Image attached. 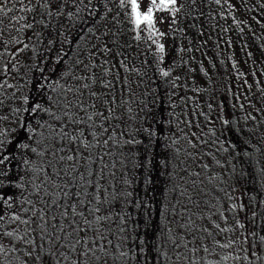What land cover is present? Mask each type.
Here are the masks:
<instances>
[{
  "label": "trees",
  "instance_id": "16d2710c",
  "mask_svg": "<svg viewBox=\"0 0 264 264\" xmlns=\"http://www.w3.org/2000/svg\"><path fill=\"white\" fill-rule=\"evenodd\" d=\"M118 2L119 0H108L107 8L111 9L110 14L104 7V0H93V4L90 6L92 8L91 15L82 11L78 16L71 19L66 17L62 22L52 21L50 28H44L37 24L34 30L28 31L27 35L25 33H13L28 44V48L15 58L10 53L14 48L23 47L22 44L6 45L7 50L0 48V52H3L0 68H2L3 63L11 62L7 74L0 72V83L4 85L3 88H0V100L3 101L0 104V117L9 115V121L0 119V132L3 133L0 139L5 140L3 154L11 153L15 157L11 165L13 175L17 171L21 175L24 174L28 168L23 164L25 159H30L35 164H39L41 157L32 153L30 148L22 149L16 145L23 141L40 151L43 145L37 144V141H42L43 137L48 135V129L38 127V123L58 124V122L51 120L45 113H39L34 119H30L24 109L30 108L37 101L46 104L49 96H59L58 88L53 91L54 82L59 78V83L63 84L68 79L62 76L65 71L69 73L75 71L76 74H80L81 68L75 63L77 60L89 62L90 59H101L98 54L90 57V52L94 51L93 45L100 43L96 37L102 36L105 30H109L108 43L111 46V33H115L118 45L113 48V51L119 50L122 55L118 59H124L128 67L134 71L120 70L121 75L127 77V82L117 83L115 92L117 100L119 102L122 99L124 102L116 108V115L122 119L115 120L113 123L119 124L115 131L121 144L112 147V156L105 157L108 167L105 169L101 184L103 185L102 194L109 197L113 209L112 219L106 222V227L110 226L112 229L109 239L112 240L113 246L121 244L123 251L129 252L130 258L117 259L110 264H137L133 242L139 243L136 236H143L146 221L150 223L148 236L151 238L153 234H156V239L150 240V243L163 245L161 248L162 255L156 264H189L190 259L200 261L201 257H203L202 264H209V262L217 264L220 256L229 254L228 250L215 248L209 253L202 251L192 253L186 248L179 250L172 248L166 230L168 228L173 229L171 235L175 237L182 229L179 228L177 222L179 217H174L170 209L177 200L181 201V205L186 203V198L181 197L179 193L180 189L184 187L191 190L192 179L197 180V183L203 181L201 187L211 194L205 196L204 199H211V196L216 195L223 196L218 188L234 184V166L237 170L243 167L246 175L239 183H235L238 191L233 195L242 196L245 203L249 201L250 197L264 198V180L259 177L256 164L258 162L260 166H264V157H262V153H264V94L258 89L260 85L256 81V86L254 83L252 86L257 100L251 102L245 98V102H239L225 88L228 85V80L233 78L223 76L221 78L223 86L218 87L219 92L216 97V100L221 101L215 102L216 107L212 109L206 102L207 89L204 91V89L199 88L196 90L197 97H194L190 94L194 90L193 84L188 82L187 77L183 80L180 79V82L174 78L184 70H190L199 75V83L202 86L203 65L204 63L205 65H212L209 61L211 59L209 56L210 42L214 49L216 46L214 39L216 38L217 40L224 38L230 42L229 38H225L219 32L218 27L221 28L222 25L217 24L218 19L215 23V16L213 15L216 10L225 8L223 0L220 5L215 4L214 0H203L202 3L201 0H197L192 15H182L179 24L171 29V40L174 42V47L178 48V41H182L183 46L186 47L185 52L192 54H187L192 61L189 63L185 60L184 70H178V65L169 58H163V62H160V54L156 53L155 45L147 40L146 31L139 33L142 37L140 40L134 38L137 33L131 30V25L127 22ZM229 2L233 4V7L228 10L236 9L238 13L246 8L249 3L255 4L254 8L258 6L260 8L264 5V0H229ZM11 6L9 3L8 7ZM16 7L18 9L20 5L17 4ZM263 8L261 9L264 11ZM72 11L75 12V9L73 8ZM16 14L27 15L31 20L32 14H24L19 11ZM113 17L116 19L114 20ZM41 18L45 19L46 23L49 22L46 16L41 17L37 13L36 19ZM81 18L86 23L81 24L79 22ZM58 24L63 35H58ZM234 24H238V22ZM89 29L92 31L90 32ZM36 32L39 33V38L34 34ZM232 34L229 32V35ZM5 35L7 37V33ZM80 36L83 39H78ZM209 39L212 40L206 43V40ZM49 40L53 42L49 44ZM62 55V62L57 64V59ZM249 55L254 58L257 56L256 52H251L247 56ZM12 64H15L14 69L11 67ZM53 68L55 69L54 72L52 71ZM162 71H169V76H162ZM96 72L99 75L100 69H96ZM215 72L217 74V71ZM215 72L212 73L216 80L214 86L218 82ZM44 77L49 79L45 80ZM243 77L246 79V75L243 74ZM253 78L257 80L256 75ZM68 82L72 83L73 81L69 80ZM237 84L240 90L245 88H241V80H237ZM38 85H43V89L38 91ZM24 97H28V103H24ZM14 102H17L15 106ZM55 110L53 107V111ZM214 111L219 113L216 118L215 116L212 117ZM221 112H223L222 117ZM145 116H147L146 120L144 119ZM224 120H228L229 124L225 125ZM25 121L35 129V133L31 131L25 133L21 129L20 125ZM144 127H148L156 133V136L152 137V150L147 157L151 161L148 168L136 166L145 162V146L149 143L147 133L137 132V129ZM28 135H34V139L28 141ZM133 136L137 140L143 141V144L125 146L122 143L123 140L131 139ZM189 140L195 144V147L189 143ZM241 142L246 143L242 144ZM230 143L236 145L235 149L230 147ZM225 147L229 149L228 152L223 151ZM237 152H241L239 158H236ZM243 152L251 153V157L243 156ZM125 154L127 155L125 156ZM47 158L46 155L43 159L46 160ZM241 159L246 162L241 164ZM217 160L220 161V165L216 163ZM162 161L166 162L167 167ZM204 165H208V167L205 168ZM93 167L99 173L97 165H93ZM224 168L230 170L226 172ZM197 172L200 174L198 177L189 176V173ZM146 176L151 177L152 182L149 185L143 183ZM30 177L31 173L26 179H30ZM125 180L129 183L125 184ZM173 186H175V191H173ZM28 187L31 191L30 185ZM126 191L133 193V196L129 197L130 200H143L149 207L147 209L137 208L135 204L126 206L122 197L118 200H112V194H121ZM165 206L169 208L167 220L159 215L164 211ZM108 207L109 205H102L99 214H108ZM121 207H125L127 213L123 223L116 214V209ZM179 210L180 206H177V212ZM259 210L264 211V208ZM120 215H124V213H120ZM197 223H201V221L198 220ZM120 227H125L126 231L119 233ZM157 229L164 230V234L160 235ZM125 236L129 239L123 240ZM186 239L190 240L191 236L186 237ZM205 243L209 248L213 247L208 241ZM130 245L133 246L132 251H130ZM191 247L192 245H189V248ZM112 250L116 256H119L120 249L113 247ZM177 251L182 255V259L179 261L175 260ZM185 253L186 255H184ZM244 254L246 253H242V255ZM258 255L264 257L263 246ZM139 264H144V261L141 260ZM148 264H152L151 260ZM221 264H264V259L258 260L255 257H251L249 261L230 259L221 262Z\"/></svg>",
  "mask_w": 264,
  "mask_h": 264
},
{
  "label": "snow or ice",
  "instance_id": "6c2138e0",
  "mask_svg": "<svg viewBox=\"0 0 264 264\" xmlns=\"http://www.w3.org/2000/svg\"><path fill=\"white\" fill-rule=\"evenodd\" d=\"M228 2L229 0H223L225 4ZM9 3L11 7H8ZM107 3L108 0H104V7L110 14L111 9L107 8ZM214 3L220 5L222 0H214ZM17 4L20 5L18 9ZM92 4L93 0H35V2L27 0V3L25 0H0V48L7 50L6 45L22 44L23 47L14 48L10 53L15 58L28 48V44L13 33L27 35L37 24L50 28L52 21L62 22L66 17L71 19L78 16L82 11L91 15ZM196 5L197 0H119V7L131 25V30L137 33L134 38L140 40L142 37L139 33L146 31L147 40L155 45L156 53L160 54V62H163L166 55L165 45L161 42L166 33L156 27L157 22L169 23L171 28L177 23V14L187 8L186 15H192ZM229 7L232 5L229 4ZM73 8L75 12L72 11ZM17 11L32 14L31 20L27 15H17ZM37 13L41 17L46 16L49 22L46 23L43 18L37 20ZM158 13H167L170 16H158ZM79 22L86 23L83 18ZM57 32L58 35H63L59 24ZM34 34L39 38L38 32ZM115 35L111 33V46L108 43L109 30L96 37L100 43L93 45L94 51L90 52V57L98 54L101 59H90L89 62L77 60L75 63L81 68L80 74H76L75 71L62 73V76L68 79L60 84L58 78L53 87V91L59 89V96H49L46 104L37 101L30 108L24 109L30 119H34L39 113H45L51 120L58 122L38 123V127L48 129V135L44 136L42 141H37V144L43 145L40 151L36 147H30L27 142L21 141L16 145L22 149L30 148L32 153L41 157L39 164L25 159L23 164L28 168L24 174L21 175L17 171L13 175L11 165L15 157L11 153L3 154L5 140L0 139V264H110L117 259L130 258L129 252L123 251L121 244L113 246L112 240L109 239L112 229L110 226L106 227V222L112 219L113 209L109 197L102 194L101 184L105 169L108 167L105 157L112 156V147L121 144L115 131L119 124L113 123L122 119L116 115V108L124 102L122 99L119 102L117 100L115 94L117 83L127 82V77L122 76L120 70L134 71L128 67L124 59H118L122 55L119 50L113 51L118 45ZM65 39L67 40V37ZM78 39L83 37L80 36ZM52 42L49 40V44ZM2 59L3 52H0V60ZM62 60L63 55L56 63L59 64ZM10 63H3L0 72L7 74ZM11 67L14 69L15 64ZM96 69H100L99 75ZM161 75L167 77L169 71H162ZM69 80L73 82L69 83ZM3 87L4 85L0 83V88ZM42 89L43 85H38V91ZM2 103L0 100V104ZM24 103H28V97H24ZM144 119L146 120L147 116ZM223 123L228 125L229 121L224 120ZM20 127L25 133L29 131L35 133V129L27 121ZM139 131L148 134L149 143L145 146V162L136 166L148 168L151 161L147 157L151 153L152 137L156 136V133L148 127L137 129V132ZM0 136H3L2 132ZM33 139L34 135L27 136L28 141ZM122 143L125 146L139 145L143 144V141L133 136ZM189 143L192 144V141L189 140ZM192 146L195 147V144ZM230 147L235 149L236 145L230 143ZM228 150L227 147L223 149L225 152ZM46 155L48 158L45 160L43 158ZM242 155L251 157L249 152H243ZM240 156L241 152H237L236 158ZM136 158L138 159V156ZM245 162L240 160L241 164ZM162 163L167 167L166 162ZM216 163L220 165L219 160ZM256 164L258 175L264 180V166H260L258 162ZM93 165H97L99 173ZM204 167L207 168L208 165ZM29 173L31 177L26 179ZM193 175L198 177L200 174L189 173L190 177ZM234 175L233 185L218 188L223 196L216 195L211 196V199H204L211 194L201 187L203 181L197 183L195 179L191 180V190L188 187L180 189L179 194L186 198V203L181 205V201L177 200L170 211L174 217H179L177 222L182 231L174 237L171 235L173 229L166 230L173 249L186 248L192 253L198 251L209 253L215 248L228 250L229 254L220 256L217 264L230 259L234 261H249L251 257L264 259L258 255L264 246V211L259 210L264 208V198L250 197L245 203L242 196H234L233 193L238 191L235 183H239L246 175L244 168L240 167L237 170L234 166ZM151 182L150 176L143 180L145 185ZM124 183L128 184L129 181L125 180ZM132 196L133 193L128 191L114 193L112 200L122 197L126 206L135 204L137 208L149 207L143 200H130L129 197ZM102 205H109L108 214H99ZM177 206H180L179 212ZM168 212L169 208L165 206L159 215L167 220ZM116 214L123 223L127 215L126 208L116 209ZM198 220L201 223H197ZM149 226L150 223L146 221L143 236H136L139 243L133 242L137 264L141 260L144 264H148L149 260L156 264L162 255L163 245L150 243V240L156 239V234L151 238L148 236ZM125 231V227L118 229L119 233ZM157 232L160 235L164 234V230L161 229H157ZM188 236H191L190 240L186 239ZM128 239L127 236L123 237V240ZM205 241L211 243L213 247L209 248ZM189 245L192 247L189 248ZM113 247L120 249L119 256L115 255ZM237 249L239 251H236ZM132 250L133 246L130 245V251ZM181 259L182 255L177 251L175 260ZM202 261L203 257L200 261L190 259L189 264H202Z\"/></svg>",
  "mask_w": 264,
  "mask_h": 264
},
{
  "label": "rangeland",
  "instance_id": "374dc122",
  "mask_svg": "<svg viewBox=\"0 0 264 264\" xmlns=\"http://www.w3.org/2000/svg\"><path fill=\"white\" fill-rule=\"evenodd\" d=\"M229 4H231L233 7V4L228 2L227 4H225L224 9L221 8L219 11L216 10L213 15L215 16L216 20L215 23H217L218 19L217 24L222 25L221 28L218 27L219 32L223 34L225 38H229L230 42L226 39L224 40V38L221 39L222 41L220 39L217 40L216 38L214 39V41L216 42L215 49L211 46L210 42L209 56L211 57V59L209 61H211L212 65H205V63L203 65L204 75L201 76L202 86L199 83V75H196V73L193 71L187 70V72L184 70L185 60L186 62L188 61L190 63L192 59L188 55L192 54H190L189 52H185L184 49L186 47L183 46L184 43L182 41H178V48H175L174 42L171 40V29L175 25L179 24V19L182 15L187 13V8L177 14V23L175 25H172L171 28L169 27V23H159L158 21L156 25V27L160 31L166 33V35L161 38V42L164 43L166 48V55L164 56V59L169 58L178 65V70H184V72H181L180 75H176L174 78L178 80V82H180V79L183 80L187 77L188 82H192L193 84L194 90L191 91L190 94L194 97H197L198 93L196 92V90H198L199 88L204 89V91L207 89L208 91L206 92V102L210 107H212V109L216 107L215 102L221 101L216 100V97L219 92V90L217 89L223 86V84H221V78L223 76H226L227 78H233L228 80V85L225 86V88L228 89V91L231 92L239 102H245V98H247V100L251 102L257 100V96H255L253 93L252 86L253 83L256 86V81L260 85L258 89L264 94V11L261 9L262 7L259 8L258 6L254 8L255 4L251 5V3H249L246 8L238 13V10L236 9H233V11L232 9L228 10L230 9ZM157 15L170 16V14L167 13H158ZM235 19H237L238 21ZM236 22H238V24H234ZM229 32L233 34L229 35ZM235 35H237V37H235ZM211 40L212 39L206 40V43ZM251 52H256V58L250 57V55L247 56L248 54H251ZM168 53H172L174 55H170ZM260 56L261 58L258 59ZM161 68L163 69V67ZM215 71H217V74ZM213 72H215L218 79L216 86H214L216 80L212 75ZM243 74L246 75V79L243 77ZM255 75L257 76V80L253 78V76ZM237 80H241V88L245 87L244 89H239ZM178 89L180 90L181 88ZM16 103L17 102H14V106L16 105ZM213 113L214 115H212V117L215 116V118L219 114L217 111H214ZM220 114L222 117L223 112H221ZM4 121H9V115L6 116V119H4ZM247 143L249 142L247 141ZM224 170L228 172L230 169L224 168Z\"/></svg>",
  "mask_w": 264,
  "mask_h": 264
}]
</instances>
